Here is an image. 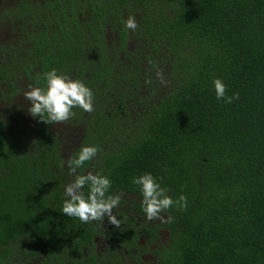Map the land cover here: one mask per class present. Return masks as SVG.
Masks as SVG:
<instances>
[{"label":"trees","instance_id":"1","mask_svg":"<svg viewBox=\"0 0 264 264\" xmlns=\"http://www.w3.org/2000/svg\"><path fill=\"white\" fill-rule=\"evenodd\" d=\"M66 1L51 6L61 35L32 81L44 87L45 72L67 65L94 93V111L74 109L68 121L84 126L82 147L100 149L83 167L107 176L111 195L142 198L132 179L150 173L173 200L187 198L186 210L162 213L172 219L159 264H264V0ZM217 78L239 99L217 100ZM35 120L30 145L0 122V264L11 244L27 258L75 263L95 229L61 211L58 143Z\"/></svg>","mask_w":264,"mask_h":264},{"label":"flooded vegetation","instance_id":"2","mask_svg":"<svg viewBox=\"0 0 264 264\" xmlns=\"http://www.w3.org/2000/svg\"><path fill=\"white\" fill-rule=\"evenodd\" d=\"M59 1L63 5L67 3L66 0ZM1 2L4 1L0 0ZM55 2L56 0H16L8 16L4 14L6 13L4 8H0V21L7 19L6 22L8 23L7 32H3L0 28V87L11 90L14 88L15 82L19 81L21 77L32 87H35L32 78L39 72V55L47 52H45L44 46L51 45L54 35H61L58 33L60 25L56 22L51 11V6ZM64 8L68 13V6ZM81 9L82 12L78 14V19L83 27L85 22H89L90 17L87 15L86 8ZM69 28L72 29V26L70 25ZM106 38L113 40L114 36L108 34ZM61 69V75H66L71 79L76 77V74L72 73L67 65H62ZM9 98L10 96L7 97V99ZM30 118L35 123L34 133L30 135L31 139L28 142L21 139L29 145L32 144L38 133L37 121L31 114ZM2 124L7 132L5 124L3 122ZM66 124L72 125L68 122ZM52 125L49 131L58 143V150L62 158L59 161H61L60 172L63 183L61 196L64 198L65 186L75 179L69 174L66 162L76 150L82 147L84 138L82 137L81 146H74L66 154L67 147H63L59 142L58 134ZM9 135L18 138L17 135ZM89 171L96 173L92 164H89L87 168L78 169V174H86ZM121 193L123 196L119 207L113 210V214L122 221L121 228H115L109 224L107 217L102 223L93 222L91 224L95 229L93 239L86 246L81 247L77 262L73 263L70 255L61 262L49 260L44 256L27 258L22 256L20 251L15 252L17 245L11 244L14 256L2 264H9L11 261L17 262L18 257L21 261L34 262L33 264H42L43 262L44 264H159V258L156 254L162 252V249L167 248L169 244V233L164 228L165 222L147 221L142 208L139 206H142V198L136 193L122 191L115 192L113 195ZM45 196L49 197L47 193ZM123 234H126V238Z\"/></svg>","mask_w":264,"mask_h":264},{"label":"clouds","instance_id":"3","mask_svg":"<svg viewBox=\"0 0 264 264\" xmlns=\"http://www.w3.org/2000/svg\"><path fill=\"white\" fill-rule=\"evenodd\" d=\"M125 28L132 32L138 29L135 16L127 18ZM156 76L161 84L166 83L162 72L157 71ZM41 79L45 83L44 87L30 85L29 90L24 92V99L30 102L29 112L34 118L47 124H62L75 117L74 109H81L89 114L94 111V93L80 80L58 74L55 69L45 72ZM213 85L217 100L232 104L239 99L238 93L227 94V85L221 79H214ZM99 151L97 146H84L79 149L75 158L66 162L69 174L75 179L64 188L61 211L83 224L102 223L107 217L109 224L121 228L122 221L113 214V210L119 207L123 194H109L112 182L107 176L92 171L78 174V169L91 162ZM132 183L140 187L142 210L149 222H170L172 218H165L161 215L163 212L173 207L184 211L188 207V200L184 195L173 200L167 195L168 189L162 188L150 173L133 178ZM85 187L88 189L87 194L83 191Z\"/></svg>","mask_w":264,"mask_h":264},{"label":"rangeland","instance_id":"4","mask_svg":"<svg viewBox=\"0 0 264 264\" xmlns=\"http://www.w3.org/2000/svg\"><path fill=\"white\" fill-rule=\"evenodd\" d=\"M0 3V8H4L6 16L10 13L11 8L16 0H3ZM14 1V3H12ZM11 4V5H10ZM6 6V8H5ZM4 15V16H5ZM7 19L0 21V28L3 32H7L8 23ZM30 84L27 83L22 77L19 81L15 82L13 89L0 87V121L5 124V128L9 134L17 135L19 139L30 141V135H33L35 130V123L30 118L29 108L31 104L24 99V92L29 90ZM10 96L9 99L7 97ZM54 131L57 132L59 142L63 147H67L66 154L74 146H81L82 137L84 138L85 129L82 124H53ZM62 147V148H63ZM34 262L27 263L17 258V262L11 261L9 264H33Z\"/></svg>","mask_w":264,"mask_h":264}]
</instances>
